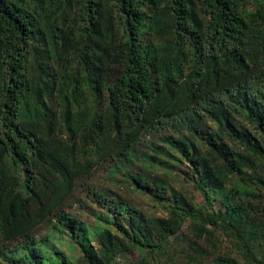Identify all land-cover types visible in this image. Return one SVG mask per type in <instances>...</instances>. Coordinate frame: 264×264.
I'll list each match as a JSON object with an SVG mask.
<instances>
[{
	"label": "trees",
	"instance_id": "16d2710c",
	"mask_svg": "<svg viewBox=\"0 0 264 264\" xmlns=\"http://www.w3.org/2000/svg\"><path fill=\"white\" fill-rule=\"evenodd\" d=\"M248 1L59 0V16L65 23L59 28L60 18L48 15L49 0H0L3 233L18 238L32 231L29 209L37 200V163L43 161L37 135L47 132L54 138L56 107L73 142L87 131L96 145L106 130L117 134L114 138L124 152L157 121L184 128L191 137L201 136L207 151L192 156L201 176L198 188L206 194L203 187L208 186L221 194L225 209L219 215L208 214L207 220L226 228L231 221L243 226L246 211L229 200V192L240 193L230 176L238 174L247 184L250 173L249 178L258 181L255 186L264 188V178L256 174L258 169L264 173V7L251 12ZM146 35L153 36L157 46L146 45ZM59 46L71 49L64 56ZM67 59L78 60L75 73L68 70L61 77L52 73L54 62ZM182 96L187 106L181 105ZM234 117L257 125L262 138L244 128L239 131ZM207 118L232 133L239 144L230 145L215 135L205 137L200 125ZM187 145L181 140L184 149ZM63 176L62 186L68 189L70 178ZM62 200V195L50 199L45 213L52 214ZM171 208L168 218L155 220L125 209L130 211L126 219L130 232L125 237L101 225L88 230L64 212L56 216L57 224L70 230V241L84 253L83 264H117L134 248L160 247L193 218L194 211L184 199ZM253 226L251 234L263 232ZM92 232L99 234L97 249L89 241ZM48 247L45 239L40 245L28 240L20 253L1 250L0 254L10 264H74Z\"/></svg>",
	"mask_w": 264,
	"mask_h": 264
},
{
	"label": "rangeland",
	"instance_id": "374dc122",
	"mask_svg": "<svg viewBox=\"0 0 264 264\" xmlns=\"http://www.w3.org/2000/svg\"><path fill=\"white\" fill-rule=\"evenodd\" d=\"M245 4L249 11L256 12L264 7V0H249ZM58 6L59 0H49L48 15L60 18ZM63 19L64 16L59 19V28H65ZM46 20L43 19V26ZM152 38L146 35L144 39L146 45L155 47L157 44ZM68 49L71 47L64 49L59 46L58 52L64 55ZM76 67V59L60 63L56 61L52 73L61 77L68 70L75 73ZM186 70H182L184 74ZM181 100V105L187 106L183 96ZM198 109L203 112L201 107ZM54 111V138L48 136L47 132L37 135L43 145V161L37 163V200L30 203L29 209L33 218L32 231L30 235L11 238L0 228V251L20 253L19 248L26 241L34 240L40 245L45 239L50 246L47 250L55 247L64 258L74 264H83L84 253L79 245L70 241V230L57 224V213L64 212L77 218L85 223L88 230L101 225L125 237L130 232L129 222L126 221L130 211L125 209L136 211L138 217L164 219L168 218L176 201L184 199L194 213L178 233L171 235L155 250L134 248L125 257H120L117 264H264V188L255 186L258 181L249 178L252 176L250 173L245 177L247 184L238 174L231 175L230 180L240 193L236 195L234 190L229 192V200L240 204L246 211L247 217L241 223L245 229L232 221L227 228L209 222L208 214L219 215L225 209L221 194L210 191L208 186L203 187L206 194L198 188L201 176L194 169L192 156L207 151L201 136L191 137L184 128L175 129L165 121H157L136 137L130 150L123 152L114 138L117 134L106 130L96 145L94 137L88 135L87 131H82L73 142L67 137L60 109L56 107ZM86 123L89 129V117ZM233 124L241 132L244 128L257 139L262 138L259 127L244 117H234ZM200 131L205 137L215 135L223 137L230 145L239 144L232 133L222 131L213 119H205ZM181 140L187 142V149L181 146ZM173 143L176 145L173 146ZM256 174L264 178L260 169ZM63 175L70 178L71 187L68 189L62 186ZM228 189H232V186L229 185ZM59 195H62V202L55 206L52 214L47 215L46 204ZM122 213L125 215L122 216ZM252 225L259 226L263 232L251 234L254 229ZM238 228L244 231L240 233ZM98 235L92 232L89 238L95 249L99 248ZM0 264L10 263L4 262L0 254Z\"/></svg>",
	"mask_w": 264,
	"mask_h": 264
}]
</instances>
